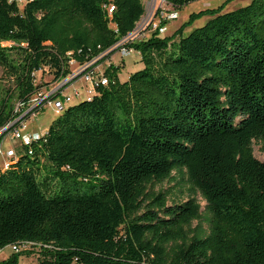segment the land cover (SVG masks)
I'll list each match as a JSON object with an SVG mask.
<instances>
[{"label":"trees","instance_id":"16d2710c","mask_svg":"<svg viewBox=\"0 0 264 264\" xmlns=\"http://www.w3.org/2000/svg\"><path fill=\"white\" fill-rule=\"evenodd\" d=\"M144 1L25 0L19 9L0 0V68L11 85L0 129L40 90L37 71L57 81L70 61L110 53L141 20ZM163 1L180 10L195 0ZM228 1L192 13L171 35L156 30L128 44L140 69L120 80L124 65H109L107 84L19 145L0 169V251L29 243L35 264H264V160L251 149L264 140V0L222 12ZM178 167L211 216L208 233L189 241L198 203L146 192Z\"/></svg>","mask_w":264,"mask_h":264},{"label":"rangeland","instance_id":"374dc122","mask_svg":"<svg viewBox=\"0 0 264 264\" xmlns=\"http://www.w3.org/2000/svg\"><path fill=\"white\" fill-rule=\"evenodd\" d=\"M225 1L226 0H195L185 4L180 10H174L163 0H145V13L141 19H143L144 22H147L149 18L153 17L155 19L154 22L157 24L159 23L162 29L160 30L159 35L168 36L171 35L180 24L189 20L192 13H198L205 9L216 8L222 5ZM249 1L250 0H230L225 3L222 12L241 7ZM24 2L25 0H17L19 9L22 8ZM159 11H162L163 13L160 14ZM207 19L208 16L204 15L199 17L197 20H194L192 24L185 29L184 35L188 34L193 28L203 25ZM110 26L114 27L112 24ZM148 32L152 33V30H149ZM4 44H9V42H5ZM102 56L95 60L93 65H90L89 68L98 65V70H100V72H104V70L111 64H125L119 72V76L122 80L126 79L131 72H134L142 67L140 55L135 50H132L129 55L122 57L120 56L117 47L110 53H107L106 55L103 54ZM80 69V65L74 61H70L71 73L66 78L73 73H77ZM76 76L78 77L80 75L77 74ZM77 77L71 79L69 83L77 79ZM64 79L65 78L54 81L53 75L46 67H42L41 70L35 73V83L41 86V91L49 90L52 86H54V84ZM10 88L11 85L7 79L4 78L2 69L0 68V100L5 97ZM85 95L86 94L83 93L79 97H74L68 103H77L79 99L85 97ZM35 97L36 95H33L32 98L34 99ZM12 105L14 111H20V107L16 99L12 100ZM50 117H52V114L50 113L49 106H47L36 117H28L25 131H30L29 129H34L38 133L46 131ZM5 128L6 127L0 129V143L2 142V150L5 151V148L7 147H10V149H13L14 151L18 150L20 144L19 141L11 136L12 131H7L8 129ZM251 149L255 158L258 160H264L263 139H253L251 142ZM146 192L149 194H163L167 204L182 203L187 199H194L199 205V215L185 227L188 241L193 237H203L208 233L211 217L210 213L206 209V203L201 193L189 181L187 171L184 167L174 168L170 172L169 177L161 183L152 182L148 184ZM171 245L172 244L169 243L165 246L167 252H169ZM13 252H22V255L19 257V264H35L38 261V248L31 245L20 247L17 251L10 246H6L0 251V260L7 258Z\"/></svg>","mask_w":264,"mask_h":264},{"label":"built area","instance_id":"2783aa9c","mask_svg":"<svg viewBox=\"0 0 264 264\" xmlns=\"http://www.w3.org/2000/svg\"><path fill=\"white\" fill-rule=\"evenodd\" d=\"M113 8H114L113 6H108V12L111 13ZM159 13L161 14L163 12L159 11ZM154 20L155 19L153 17L149 18L147 22H144V20L141 19L136 24L135 28L131 32H129L126 36L122 37L112 47V49L118 47L119 54L122 57L129 55L133 49L127 47L128 44L145 40L148 37H150L156 30H159V32L160 30H162L161 27H159V23L157 24L156 22H154ZM149 30H152V33H149L148 32ZM101 56L81 65L80 66L81 69L77 73H73L68 78H65L64 80L54 84V86H52V88H50L49 90H44V91L39 90L35 94L36 97L34 99L33 98L31 99L28 107L5 128L8 129L10 126L15 124V126H13L11 130H7V131H12L11 136L19 141L20 143L19 145H28L32 140L39 137L37 133L25 131L26 128L25 123L28 117L31 118L36 117L43 111L46 105H52L56 111L61 112L66 103L70 102L73 97L79 96V92L76 90L70 95L63 94V89L68 85L71 79L77 77L76 76L77 74L80 75L78 77L81 78L86 84L90 85L91 90L94 89V86L97 83H100L102 85L107 84L108 82L107 78L103 75V72H100V70H98V65L89 68L90 65H93V62H95V60L99 59ZM2 153L5 156V160L2 163H0V169H5L8 167L11 160L16 158V151H14L13 149H8L3 151L2 142H1L0 154ZM27 245L30 244L23 242L18 245H12L10 247L17 251L20 247Z\"/></svg>","mask_w":264,"mask_h":264},{"label":"crops","instance_id":"0c3cea01","mask_svg":"<svg viewBox=\"0 0 264 264\" xmlns=\"http://www.w3.org/2000/svg\"><path fill=\"white\" fill-rule=\"evenodd\" d=\"M125 66V64H123ZM118 77L120 80H122L118 74ZM124 80V79H123ZM78 91L79 92V96L82 95L83 93H85V97H82L80 100L82 99H86V98H89L91 97L93 94H94V89L91 90L90 88V85L89 84H86L85 82H83V80L79 77H77V79H75L74 81H72L71 83H69L64 89H63V94H66V95H70L72 94L74 91ZM78 96V97H79ZM61 97V95H60ZM74 98V97H73ZM69 105V103H66L65 106ZM49 106L50 108V113L52 114V117H50V121H49V124L50 122L57 117V115L60 114V112L56 111L55 108L52 106V105H46L45 107ZM48 124V125H49ZM26 127H27V121L25 123ZM48 127V126H47ZM30 132H33V133H37L39 136H41L44 132H40L38 133L37 131H35L34 129H29ZM10 149V147H7L5 148V150H8ZM5 160V156L4 154H0V163H2L3 161Z\"/></svg>","mask_w":264,"mask_h":264}]
</instances>
